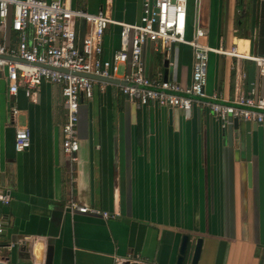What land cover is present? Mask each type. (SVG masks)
Here are the masks:
<instances>
[{
    "label": "crops",
    "instance_id": "obj_1",
    "mask_svg": "<svg viewBox=\"0 0 264 264\" xmlns=\"http://www.w3.org/2000/svg\"><path fill=\"white\" fill-rule=\"evenodd\" d=\"M59 1L138 24L146 0ZM185 3L186 38L200 29L201 42L213 49L264 55V0ZM75 27L80 46L85 25ZM16 43L9 16L0 44ZM102 47L106 60L120 50L118 24L109 25ZM141 58L147 78L166 75L181 89L191 84L189 46L148 41ZM128 71V64L120 66L114 80L122 83ZM118 86L97 82L92 98L80 101L73 160L61 147L66 113L60 87L43 83L32 98L22 90L13 96L0 74L1 241L14 244L3 257L10 264H45L52 247L51 264H176L187 235L185 264L199 238L198 264H264V126H251L250 162L245 151L236 161L237 147L227 145L210 108L211 101L231 103L251 93L264 99V75L246 59L210 53L204 96L193 100L187 119L176 108L137 107ZM22 128L29 130L30 147L17 153L14 136ZM71 202L114 217L72 212Z\"/></svg>",
    "mask_w": 264,
    "mask_h": 264
},
{
    "label": "built area",
    "instance_id": "obj_2",
    "mask_svg": "<svg viewBox=\"0 0 264 264\" xmlns=\"http://www.w3.org/2000/svg\"><path fill=\"white\" fill-rule=\"evenodd\" d=\"M11 16V29L17 34V43L11 47L0 44V74L6 79L8 92L15 96L20 90L32 98L43 83L60 87L65 107V120L61 127L62 151L74 160L79 151L77 126L79 105L82 99H91L97 81L84 75L114 79L122 65L129 71L119 84L120 92L137 107L157 105L179 109L189 118L193 99L204 96L206 71L210 53L223 54L252 62L264 75V55H244L236 47L229 51L213 49L201 42L204 32L197 29L188 39L186 31L185 0H146L138 24L115 23L104 13L89 14L81 9H70L59 0H0V27H5ZM85 25L81 45H77L76 22ZM110 24L120 26L121 48L111 59L103 58V36ZM162 44L180 43L194 51L191 84L185 89L166 80L153 81L144 74L142 51L148 42ZM103 83L104 82H100ZM214 115L223 126L229 118L243 119L264 126V99L239 97L230 104H210ZM17 113L13 109V114ZM30 147L27 128L17 129L14 150L23 152ZM7 204L9 198L3 196ZM72 212L101 216H114L92 207L71 202ZM4 227L0 222V261L5 260L3 251L14 244H4L1 236Z\"/></svg>",
    "mask_w": 264,
    "mask_h": 264
},
{
    "label": "water",
    "instance_id": "obj_3",
    "mask_svg": "<svg viewBox=\"0 0 264 264\" xmlns=\"http://www.w3.org/2000/svg\"><path fill=\"white\" fill-rule=\"evenodd\" d=\"M85 77H88L92 80H95L97 82H104V83H114V84H123L119 83L118 81H115L114 79H109V78H100L92 75H84ZM168 80L166 75L163 78V81ZM191 99H201L199 96H191ZM211 104H230V103H222L220 101H211ZM264 113V111H262ZM255 124H251L250 122H245L244 126H241L237 122H233L231 118L228 120V124L226 126L222 125V131L223 135L227 136V145L230 148H233L234 146L237 147L235 149V160H239L241 157V154L245 151V161L250 162V147H251V136H250V131H251V126L254 127ZM91 144V140H90ZM243 146H245V149L243 150ZM188 240L189 237L185 235L182 239V243L180 246L179 254L176 260V264H185L186 261V256H187V251H188ZM202 242L203 239L199 238L196 241V245L194 247V250L191 255V259L189 264H198L200 254H201V247H202ZM52 260V247H47L46 250V259H45V264H51ZM0 264H10L7 259L0 261ZM123 264H142L136 261H129L126 260L124 261Z\"/></svg>",
    "mask_w": 264,
    "mask_h": 264
},
{
    "label": "flooded vegetation",
    "instance_id": "obj_4",
    "mask_svg": "<svg viewBox=\"0 0 264 264\" xmlns=\"http://www.w3.org/2000/svg\"><path fill=\"white\" fill-rule=\"evenodd\" d=\"M79 122V121H78Z\"/></svg>",
    "mask_w": 264,
    "mask_h": 264
}]
</instances>
